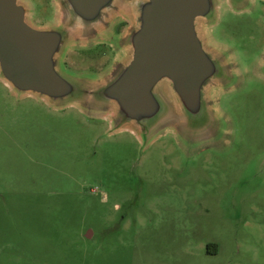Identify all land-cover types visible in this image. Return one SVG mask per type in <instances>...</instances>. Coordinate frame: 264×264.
<instances>
[{
  "label": "rangeland",
  "instance_id": "rangeland-1",
  "mask_svg": "<svg viewBox=\"0 0 264 264\" xmlns=\"http://www.w3.org/2000/svg\"><path fill=\"white\" fill-rule=\"evenodd\" d=\"M260 1L238 13L217 0L216 24L203 32L230 50V77L205 88L209 104L184 126L171 117L167 83L144 134L113 119L109 104H52L0 77V264H264ZM20 3L29 24H59L57 0ZM120 19L70 42L62 69L108 76L127 57Z\"/></svg>",
  "mask_w": 264,
  "mask_h": 264
},
{
  "label": "water",
  "instance_id": "water-1",
  "mask_svg": "<svg viewBox=\"0 0 264 264\" xmlns=\"http://www.w3.org/2000/svg\"><path fill=\"white\" fill-rule=\"evenodd\" d=\"M57 1L59 24L36 27L20 0H0V77L18 93L52 104L73 100L84 107L87 98L106 103L118 123L148 134L162 108L155 93L160 85L167 83L169 89L161 90L174 100L171 117L177 111L184 126L209 104L205 88L210 83L222 88L230 77V61L203 32L217 20V0ZM227 1L238 10L248 3ZM117 15L130 19L120 39L127 57L101 80L66 73L61 66L66 46L97 39Z\"/></svg>",
  "mask_w": 264,
  "mask_h": 264
},
{
  "label": "flooded vegetation",
  "instance_id": "flooded-vegetation-1",
  "mask_svg": "<svg viewBox=\"0 0 264 264\" xmlns=\"http://www.w3.org/2000/svg\"><path fill=\"white\" fill-rule=\"evenodd\" d=\"M260 2L264 5V0H261ZM227 5L230 7V9H231L233 12H234V11H237L238 13H240V12H244L245 9H246V7H244L243 9L238 10V9L232 7V6L228 3V1H227ZM120 17H121V19L118 21V24H123V27L128 28V26L130 25V19H129L127 16H125V15H120ZM217 19H218V18H217ZM120 22H121V23H120ZM214 24H216V22H215ZM214 24H213L212 26H214ZM124 25H125V26H124ZM126 26H127V27H126ZM123 30H124V28H123ZM123 30L121 29L119 32H117V33H116V36H119L120 34H122ZM112 31L115 33V30H114V29H112ZM211 47L215 48V50H217L218 52H220V54L223 55L225 58H228V54H227V52L230 51V50H228V49H226L225 47H223L222 45H218V44H217L216 46L212 45ZM232 62H233V61H230V63H232Z\"/></svg>",
  "mask_w": 264,
  "mask_h": 264
}]
</instances>
